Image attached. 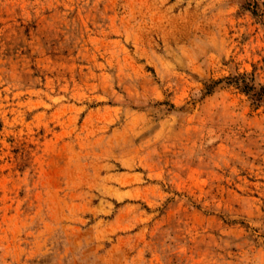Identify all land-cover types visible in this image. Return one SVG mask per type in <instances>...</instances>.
Listing matches in <instances>:
<instances>
[{
    "label": "rangeland",
    "instance_id": "rangeland-1",
    "mask_svg": "<svg viewBox=\"0 0 264 264\" xmlns=\"http://www.w3.org/2000/svg\"><path fill=\"white\" fill-rule=\"evenodd\" d=\"M0 264H264V0H0Z\"/></svg>",
    "mask_w": 264,
    "mask_h": 264
}]
</instances>
